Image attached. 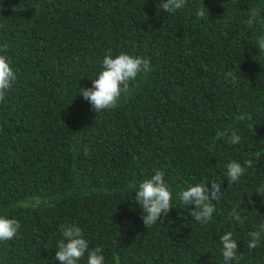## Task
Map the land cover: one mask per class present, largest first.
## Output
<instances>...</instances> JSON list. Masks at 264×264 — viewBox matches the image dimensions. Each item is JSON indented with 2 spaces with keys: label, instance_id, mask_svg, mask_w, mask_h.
<instances>
[{
  "label": "trees",
  "instance_id": "16d2710c",
  "mask_svg": "<svg viewBox=\"0 0 264 264\" xmlns=\"http://www.w3.org/2000/svg\"><path fill=\"white\" fill-rule=\"evenodd\" d=\"M0 264H264V0H0Z\"/></svg>",
  "mask_w": 264,
  "mask_h": 264
}]
</instances>
